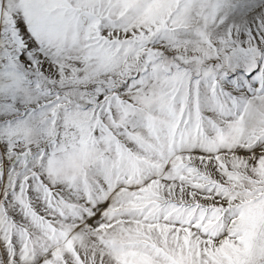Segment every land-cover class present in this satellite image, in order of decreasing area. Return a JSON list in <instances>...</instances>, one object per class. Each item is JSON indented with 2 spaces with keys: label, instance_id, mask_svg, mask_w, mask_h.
<instances>
[{
  "label": "snow or ice",
  "instance_id": "6c2138e0",
  "mask_svg": "<svg viewBox=\"0 0 264 264\" xmlns=\"http://www.w3.org/2000/svg\"><path fill=\"white\" fill-rule=\"evenodd\" d=\"M0 264H264V0H0Z\"/></svg>",
  "mask_w": 264,
  "mask_h": 264
}]
</instances>
